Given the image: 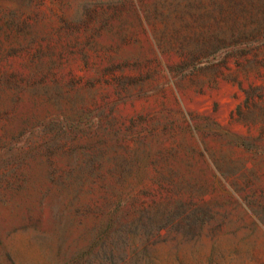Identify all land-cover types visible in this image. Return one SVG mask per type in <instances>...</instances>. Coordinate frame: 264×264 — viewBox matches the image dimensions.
I'll return each instance as SVG.
<instances>
[{
  "label": "rangeland",
  "instance_id": "374dc122",
  "mask_svg": "<svg viewBox=\"0 0 264 264\" xmlns=\"http://www.w3.org/2000/svg\"><path fill=\"white\" fill-rule=\"evenodd\" d=\"M0 264H264V0H0Z\"/></svg>",
  "mask_w": 264,
  "mask_h": 264
}]
</instances>
